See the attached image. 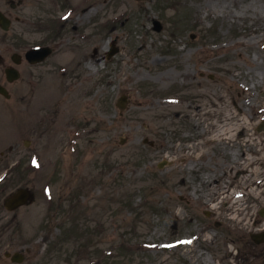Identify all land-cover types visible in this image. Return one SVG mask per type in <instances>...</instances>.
I'll use <instances>...</instances> for the list:
<instances>
[{"label": "rangeland", "instance_id": "374dc122", "mask_svg": "<svg viewBox=\"0 0 264 264\" xmlns=\"http://www.w3.org/2000/svg\"><path fill=\"white\" fill-rule=\"evenodd\" d=\"M0 9L15 16L0 27L10 94H0V243L3 253L30 247L4 264H250L260 249L246 253L251 234L264 226V0ZM82 29L88 41H59ZM35 44L51 47L48 61L15 65L12 53ZM7 64L22 72L15 82ZM19 188L33 197L9 210Z\"/></svg>", "mask_w": 264, "mask_h": 264}, {"label": "flooded vegetation", "instance_id": "af4514ba", "mask_svg": "<svg viewBox=\"0 0 264 264\" xmlns=\"http://www.w3.org/2000/svg\"><path fill=\"white\" fill-rule=\"evenodd\" d=\"M4 12H5V14L7 15V16H9L10 18H12V14H11V11L9 12V11H7V10H4V9H2ZM19 19V18H18ZM56 19V18H55ZM56 21V20H55ZM41 25V24H40ZM61 26H63L64 25V23H61L60 24ZM41 29V28H40ZM77 40V38L74 36V35H72V34H69V36H66V37H63V38H61L59 41L60 42H64V41H67V42H69V41H76ZM65 45V44H64ZM59 51H60V49H59ZM56 54V53H55ZM48 61V60H47ZM47 61H45V62H47ZM44 61L43 62H41V63H39V64H42V63H45ZM3 64L5 63V60L3 59V62H2ZM65 67L67 68V70H66V72H65V75H66V77L67 76H69V63L68 64H66L65 65ZM38 78V80H39V82H41L40 81V77L38 76L37 77ZM67 83H69V81H67ZM67 88H69V84H67ZM68 105V104H67ZM68 107H69V105H68ZM56 122H57V119H56ZM66 127H67V132H66V134H65V137H66V135H67V143H68V145H69V110H68V113H67V122H66ZM259 216H263L264 217V209L262 210V211H258V213H257V217H259ZM263 221L264 220H262V223H263ZM255 224H256V226H259V223L261 224V219H259V220H257V218H256V220H255V222H254ZM262 225V224H261ZM264 231V226L262 227V228H259V229H257V231H255V232H257V233H261V232H263ZM251 239L249 240V246H250V248L248 247L247 248V251H246V253L247 252H252L253 251V249H254V247L255 248H257V247H260V249H259V252L258 253H253V255H252V257L254 258V260L253 261H250V264H252L253 262H254V264H264V241L263 242H257V241H255L254 239H253V236H252V234H251V237H250ZM38 243H39V241H38ZM4 248H3V246H2V244L0 243V264H4V263H6L5 261L6 260H8V261H13V255L15 254V252H12L11 253V251L8 249V250H5V252L3 253L2 252V250H3ZM20 251H22L23 253H24V255L23 256H27V252H30V247H28V245H26V243H23V244H21L20 243ZM244 258H248V257H246V256H244ZM4 259H5V261H4ZM24 259V258H23ZM256 260H258V261H256ZM244 262V261H243ZM255 262H257V263H255Z\"/></svg>", "mask_w": 264, "mask_h": 264}, {"label": "water", "instance_id": "95a60500", "mask_svg": "<svg viewBox=\"0 0 264 264\" xmlns=\"http://www.w3.org/2000/svg\"><path fill=\"white\" fill-rule=\"evenodd\" d=\"M5 21H6L5 17H3V16L0 15V23L3 24ZM3 27H4V28H7V25L3 24ZM14 59H15L17 62H19V56H15ZM7 73H8V75H9V79H10L11 81L14 80V79H16V78L18 77V73H17V71H15V70L8 69V70H7ZM0 93L4 94V95H6V96H9L8 91H7L3 86H1V85H0ZM122 106H123V107L125 106V102L122 103ZM25 197H27V195H25L24 192H22L21 190H19V191L17 192V194H15V195L12 197L11 201H12V203H16L17 205H19L20 203H22V199L25 198ZM258 240H259V241L264 240V235H263V237H261V238H260V236H259V237H258Z\"/></svg>", "mask_w": 264, "mask_h": 264}, {"label": "bare ground", "instance_id": "6f19581e", "mask_svg": "<svg viewBox=\"0 0 264 264\" xmlns=\"http://www.w3.org/2000/svg\"><path fill=\"white\" fill-rule=\"evenodd\" d=\"M99 62H100V60H99ZM227 136V137H226ZM216 139H224V138H227V140H229L228 139V135L226 134L225 135V133L224 134H219V135H217L216 137H215ZM228 167V164L226 165V168ZM239 171V170H238ZM242 171H245L244 173H245V176H244V178L245 177H248V176H252V179H253V181L255 182V183H260L261 181H262V177H261V175L258 173V172H255V171H252V172H254V174H252V172H251V169H245V164H243L242 165ZM228 174V173H227ZM243 182V181H242ZM256 189H254L253 190V192L256 194V195H258V192H256L255 191ZM234 193H236V194H239V192H234ZM226 197V196H225ZM239 200H241V199H235L234 201H233V203H238V201ZM243 210V208L238 204V205H236V213H239L240 214V212ZM243 215V214H242ZM237 219H238V217H237ZM238 220H240L241 222H244V217L243 218H239Z\"/></svg>", "mask_w": 264, "mask_h": 264}]
</instances>
